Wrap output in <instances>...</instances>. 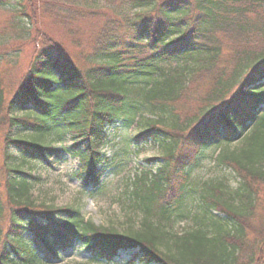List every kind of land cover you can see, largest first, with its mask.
<instances>
[{
  "label": "trees",
  "instance_id": "obj_1",
  "mask_svg": "<svg viewBox=\"0 0 264 264\" xmlns=\"http://www.w3.org/2000/svg\"><path fill=\"white\" fill-rule=\"evenodd\" d=\"M90 1L0 0L15 34L0 33V264L60 262L78 244L103 264L133 250L130 263L264 264V0ZM45 23L86 53L78 64ZM13 41L35 52L8 87L4 67L20 58L6 51ZM185 99L197 102L191 115L178 107ZM143 112L153 117L134 141L151 140L163 161L130 188L139 230L120 234L73 207L31 201L36 177L24 168L65 155L78 159L84 187H100L113 163L109 129ZM62 127L69 149L45 143ZM207 158L231 169L237 187L220 178L195 186Z\"/></svg>",
  "mask_w": 264,
  "mask_h": 264
},
{
  "label": "rangeland",
  "instance_id": "obj_2",
  "mask_svg": "<svg viewBox=\"0 0 264 264\" xmlns=\"http://www.w3.org/2000/svg\"><path fill=\"white\" fill-rule=\"evenodd\" d=\"M94 4V1H90ZM134 14V11H129ZM0 33L14 39L15 34L9 24V15L0 13ZM43 29L58 42L62 41L61 46L71 55L72 60L78 64L86 53L72 45V38L66 33H60L61 28L54 24L45 23ZM82 35L86 39H81L84 44L89 41L88 29L82 30ZM19 42H10L9 50L6 51L15 55L17 48L20 50L19 60H15L14 67L5 66L4 85L11 87L28 70L31 60L34 57L35 46L33 43L19 44ZM18 45V46H17ZM88 49V45L85 47ZM84 51H87L84 49ZM7 90V96L10 95ZM197 102L192 99H185L178 107L181 113L191 115L197 109ZM153 116L146 112L138 113L130 123L120 121L108 131L109 143L104 153L113 160L112 167L106 172L101 181V186L97 189L84 188L75 172L79 168V162L70 155L64 156L54 167L46 164H33L32 170L29 167L24 168L26 173H31L36 177L33 179L32 191L30 193L31 201L37 206L46 205L54 209L73 207L81 211L86 221H91L97 227L114 230L120 234L131 231H137L143 215L134 212L131 209L130 188L133 181L144 170H155L162 164V151L153 142L148 141L139 145L133 142L134 137L140 133L144 125V119ZM1 135V133H0ZM45 143H51L59 148L69 149L73 141L71 135L67 133L65 127L60 131H52L45 137ZM19 156V154H17ZM17 156V157H18ZM148 160H154L148 162ZM14 176V175H13ZM225 179L230 187L236 188L238 180L235 173L229 168L216 167L214 163L210 164L209 158L200 162L191 175L192 182L200 190L204 184L216 181V179ZM195 189V190H199ZM199 190V191H200ZM195 207H193L194 209ZM225 218L224 216H221ZM191 220L178 222L173 227V232L183 234L185 229L191 225ZM139 250L121 252L115 263L111 264H129ZM51 264H103L94 262L90 253L79 245L74 252L68 254L62 261ZM130 264H139L133 262Z\"/></svg>",
  "mask_w": 264,
  "mask_h": 264
}]
</instances>
